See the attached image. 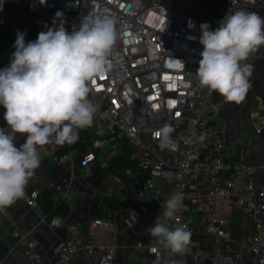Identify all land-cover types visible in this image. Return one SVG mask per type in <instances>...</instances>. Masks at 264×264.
<instances>
[{
  "label": "built area",
  "instance_id": "2783aa9c",
  "mask_svg": "<svg viewBox=\"0 0 264 264\" xmlns=\"http://www.w3.org/2000/svg\"><path fill=\"white\" fill-rule=\"evenodd\" d=\"M195 1L204 0H0V32L14 31L15 43L17 31L24 32L25 20L41 30L63 23L71 33L94 11L112 16L118 38L108 58L110 68L103 78L97 77L91 82L90 93L98 106L95 115L98 123L116 131L131 149V158L143 179L137 193L142 195L141 188L146 187L152 192V198L157 199L156 179L166 171L171 172L173 194L183 193L185 205L166 222L171 229L186 226L192 231L196 223L208 237H213L217 244L212 264H264V188L257 185L258 168L224 156L227 134L213 120L221 108L216 100L218 94L201 88L196 76L203 51L199 43L200 25L208 23L214 31L230 10L262 5L264 0H222L223 10L212 19L195 15ZM181 3L184 8L172 7L175 4L179 8ZM165 9L167 20L161 32ZM58 11L63 13L61 18H56ZM190 21L194 27L189 26ZM24 33L26 41L29 35ZM8 48L7 41L0 39V52ZM263 52L264 45L243 63H253ZM166 125L174 129L173 144L162 149L155 133ZM3 128L8 130L7 125ZM255 129L261 134L264 124L255 125ZM80 137L78 132L77 140ZM24 142L17 141L16 145ZM70 147L60 153L61 145L54 142L38 146L40 163L50 160L61 165L74 161V150ZM95 160V153L84 155L86 164ZM39 193L25 188V202L29 207L39 204ZM172 195L164 198V206L155 208L153 226L158 220L164 222L163 212ZM212 197L232 201L238 211L249 217L250 223L242 237L235 238L227 221L216 216L209 202ZM193 213L198 215L197 221ZM49 223L54 228L63 225L65 220L56 216ZM68 230L71 236L55 248L61 262L68 263L83 250L87 262L96 256L98 264H114V244L93 239L99 230L114 236L110 214L94 217L85 237L72 235L75 225H69ZM11 235L18 240L26 258L21 264H41L36 242L28 232L13 228ZM194 245L191 255L199 260L202 250L197 242ZM135 249L147 252L148 264H187L181 254L171 253L155 237L139 241Z\"/></svg>",
  "mask_w": 264,
  "mask_h": 264
},
{
  "label": "clouds",
  "instance_id": "9594fccd",
  "mask_svg": "<svg viewBox=\"0 0 264 264\" xmlns=\"http://www.w3.org/2000/svg\"><path fill=\"white\" fill-rule=\"evenodd\" d=\"M163 11L161 32L167 20V10ZM55 15L61 18L63 13ZM115 25L112 16L94 11L71 33L61 23L26 44L25 33L17 31L11 63L0 70V105L6 110L8 126L7 131L0 128V209L24 197L29 179L40 166L38 146L74 143L77 129L93 125L98 106L89 99L90 84L110 68L108 58L118 38ZM189 26L194 27L191 21ZM200 30L199 86L219 94L226 103H242L254 71L253 65L243 62L264 45V17L230 10L214 31L208 23H202ZM173 131L166 125L155 133L162 149L173 144ZM18 134L26 137L20 146L15 143ZM183 199V193H174L166 202L164 222L158 220L149 229L171 253H185L191 242L186 226L171 229L166 223L185 207Z\"/></svg>",
  "mask_w": 264,
  "mask_h": 264
},
{
  "label": "crops",
  "instance_id": "0c3cea01",
  "mask_svg": "<svg viewBox=\"0 0 264 264\" xmlns=\"http://www.w3.org/2000/svg\"><path fill=\"white\" fill-rule=\"evenodd\" d=\"M223 8L222 0L195 1V15L204 19H212ZM242 9L257 12L264 17V4ZM53 27L57 26L51 25L48 28ZM48 28H35L29 20H25L23 29L29 35L25 43L35 41L38 34ZM14 36V31L0 32V39L7 41L9 46L7 51L0 52V70L11 63L12 53L15 52ZM250 64L254 66V71L250 77L251 87L246 99L240 104L226 103L218 94L216 100L221 103V108L213 120L227 134L228 145L224 156L256 166L257 185L264 188V130L257 134L255 129V125L264 124V52ZM89 99L94 103L91 93ZM5 111L0 105V128L7 125L4 120ZM207 112L210 113L211 110L208 109ZM91 127L92 144L83 151L79 161V151L65 143L61 145L60 153L67 152L69 146L74 150V161L68 160L65 164L57 165L45 160L40 163L26 185L27 189H36L40 193L48 189L52 192L53 199L66 201L69 204V213L64 217L65 223L59 227H51L43 207L40 204L29 207L25 197L0 209V264H21L26 261L18 240L11 235L13 228L31 235L36 242V250L42 257L41 264H98L99 258L96 256H92L88 262L85 261L83 250L68 263H63L55 248L60 241L71 236L69 225L76 227L72 235L87 236L89 222L101 212L105 216L111 215L114 236L99 230L93 235V239L98 243L114 244V264L149 263L147 252L143 249L136 250L135 246L141 240H152L149 229L153 226L154 210L159 205L164 206V198L173 194L172 173L166 171L162 177L156 179L157 199L152 198V192L146 187L141 188L142 195L137 193L136 189L143 179L136 166L127 168L122 175L115 171L109 172L100 185H95L91 179L92 168L109 167L110 162L122 153L125 144L116 131L100 125L95 117ZM79 130L82 129H77ZM23 140L26 137L18 134L15 143ZM88 153L96 154V160L91 164L84 163V155ZM49 167L55 169L50 171ZM209 202L214 206L216 216L227 221V227L233 236L242 237L250 223L249 217L238 211L230 200L212 197ZM192 216L197 221L198 215L193 213ZM190 232L191 242L188 250L180 255L181 259L187 264H212L217 244L215 239L208 237L196 223ZM195 242L203 254L199 260H194L191 255Z\"/></svg>",
  "mask_w": 264,
  "mask_h": 264
},
{
  "label": "trees",
  "instance_id": "16d2710c",
  "mask_svg": "<svg viewBox=\"0 0 264 264\" xmlns=\"http://www.w3.org/2000/svg\"><path fill=\"white\" fill-rule=\"evenodd\" d=\"M91 130L92 127L79 130L78 132L81 135L80 139L70 144L72 148L79 151V156L77 157L78 161L80 160L83 151L92 144V138L90 136ZM124 144L122 153L110 162L109 167L102 168L101 166H95L92 168L91 179L95 185H100L103 178L109 172L115 171L118 175H122L127 168L136 166L134 160L131 158V149L128 147L126 141H124ZM49 169L50 171H53L55 167H49ZM38 201L43 207L47 220H51L56 216L66 217L69 213V204L62 199H53L52 192L48 189L39 193ZM101 216L104 217L105 215L101 212L98 217Z\"/></svg>",
  "mask_w": 264,
  "mask_h": 264
},
{
  "label": "rangeland",
  "instance_id": "374dc122",
  "mask_svg": "<svg viewBox=\"0 0 264 264\" xmlns=\"http://www.w3.org/2000/svg\"><path fill=\"white\" fill-rule=\"evenodd\" d=\"M168 2H169V1H168ZM184 6H185V5H184L183 3L180 4V7H179V8H177L175 4L172 5V7H173L174 9L184 8ZM194 10H195V9H194Z\"/></svg>",
  "mask_w": 264,
  "mask_h": 264
}]
</instances>
